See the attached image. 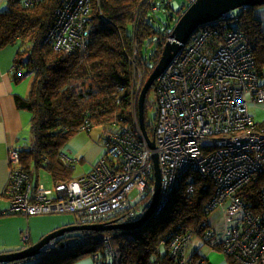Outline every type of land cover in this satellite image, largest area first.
<instances>
[{"label":"built area","instance_id":"2783aa9c","mask_svg":"<svg viewBox=\"0 0 264 264\" xmlns=\"http://www.w3.org/2000/svg\"><path fill=\"white\" fill-rule=\"evenodd\" d=\"M41 1L24 3L33 6ZM194 1L187 0L189 4ZM91 10L92 0H64L56 10L55 23L44 43L66 53L87 50ZM150 10L154 13L159 7L153 4ZM231 12L200 26L157 78L154 149L146 140L135 108L136 130L124 127L118 132L105 131L107 152L94 168L49 188L43 183L34 184L22 168L18 147L10 146V173L4 189L10 196V205L0 210V216L72 212L79 225L130 220L136 204L148 200L150 205L152 201L156 153L162 189L155 213L164 211L186 175L191 174L190 180L194 175L204 176L215 187L205 207V241L236 264H264V185L259 203L250 201L249 206L241 194L253 180L260 176L264 179V121L254 120L249 111L250 101L264 102V80L257 71L250 40L236 24L241 11ZM147 16L150 14L145 19ZM100 18L108 21L104 14ZM220 22L222 28L217 26ZM130 59L137 77L136 105L148 70L142 60L138 62L137 48ZM14 68L18 74L24 72L18 64ZM218 209L219 215L212 218ZM196 232L188 228L162 241L178 263L206 261L188 253ZM22 239L29 241L28 231ZM84 239L83 232L68 234L63 247L80 246ZM104 240L109 255L114 256L109 237Z\"/></svg>","mask_w":264,"mask_h":264},{"label":"trees","instance_id":"16d2710c","mask_svg":"<svg viewBox=\"0 0 264 264\" xmlns=\"http://www.w3.org/2000/svg\"><path fill=\"white\" fill-rule=\"evenodd\" d=\"M8 1V9L0 12V49L20 44L16 64L25 72L18 74L15 70V74L18 78L33 74L29 95L17 96L18 106L32 113V144L18 147L20 163L30 177H33V170L43 167L50 173V182L54 185L72 181L78 177L75 175L77 160L63 155L61 149L74 134L81 130L91 131L94 127L103 130L102 136L105 131L118 132L124 127L136 130L135 108L139 116V104L134 103L137 77L130 56L137 48L138 62L142 60L147 72L152 71L170 35L168 30L160 32L153 25L157 11L152 13L150 5L156 4L165 12L175 10L179 17L186 6L176 8L174 0H92L87 50L66 53L44 43V37L55 23L56 10L64 0H43L33 6H26L24 0ZM257 7L240 8L231 13L241 11L236 24L247 34L257 71L263 77L264 29L255 14ZM101 14L108 21L102 20ZM146 14H150L147 19ZM170 18L175 23L178 20L174 16ZM217 26L222 28L223 23ZM152 44H155L154 50L145 51ZM156 87L157 81L149 92H156ZM147 107L145 100L146 129L153 138L154 123H147ZM102 138L108 139L107 136ZM190 175L185 176L188 177L183 185L186 192L173 201L172 197L164 211L155 213L141 228L84 231L85 241L80 246L59 249L58 245L48 244L33 258L32 264H72L88 252L98 254L97 257L93 255L94 264H180L170 256L162 241L188 228L202 233L208 226L205 207L215 192L212 180L200 175L190 180ZM34 180L36 184L45 183L39 177ZM263 185L264 179L260 176L242 190L249 206L250 201L259 203ZM190 186L193 188L188 191ZM144 202L146 206L135 205V215L130 220L117 219L111 223L139 219L149 207L148 200ZM106 236L114 256L106 249ZM58 243L61 245L60 240ZM75 249L76 253L71 254ZM193 256L202 257L197 253ZM227 259L229 264H236L232 258ZM202 264L210 263L206 260Z\"/></svg>","mask_w":264,"mask_h":264},{"label":"crops","instance_id":"0c3cea01","mask_svg":"<svg viewBox=\"0 0 264 264\" xmlns=\"http://www.w3.org/2000/svg\"><path fill=\"white\" fill-rule=\"evenodd\" d=\"M4 7L5 4L0 0V12L3 11ZM19 48L20 44H9L0 49V210H5L10 205V196L4 192L10 173L8 161L9 147H20L21 141L24 138L23 133L31 126L32 113L28 109L20 108L17 104V96L26 97L30 92H28L26 87L27 80L25 77L27 74L22 78H18L15 74L14 67ZM100 148L102 149L98 150L96 159L105 155V149H103V147ZM94 158L91 159V161H93L92 163H94ZM83 174L85 173H81L77 176L79 177ZM31 178L34 184H36L34 180L36 178L34 176ZM44 184L49 188L53 187L49 185L50 183L48 182ZM4 216L5 217L0 218V228L2 227L8 233H10L13 228L17 236L23 235L24 232L28 231L30 235L29 242L31 244L38 242L48 232L65 226V222H62L54 215H26L27 218L23 217V214H10ZM4 251L10 252L13 251V248H6ZM218 253H213L205 258L210 264H229L228 259L220 255L221 253ZM93 260L85 256L72 264H93ZM28 263V261H16L1 264Z\"/></svg>","mask_w":264,"mask_h":264},{"label":"water","instance_id":"95a60500","mask_svg":"<svg viewBox=\"0 0 264 264\" xmlns=\"http://www.w3.org/2000/svg\"><path fill=\"white\" fill-rule=\"evenodd\" d=\"M264 5V0H195L182 13L175 23L174 28L170 31L169 38L164 46L162 56L151 74L145 81L139 97V121L148 141L149 146L154 149V140L149 136L145 124V100L150 88L154 85L157 78L171 64L174 57L183 49L189 38L202 25L213 21L220 20L230 11L245 8L250 6ZM154 170H155V191L152 201L144 212V214L135 221L129 222H109L97 224H73L58 228L45 235L38 242L31 244L28 247L0 254V263H9L16 261H31L35 256L39 255L43 247L50 244L54 239L60 238L67 233L77 231H107L112 229H120L134 231L145 225L155 214L159 205L161 189H162V174L158 155H153Z\"/></svg>","mask_w":264,"mask_h":264},{"label":"rangeland","instance_id":"374dc122","mask_svg":"<svg viewBox=\"0 0 264 264\" xmlns=\"http://www.w3.org/2000/svg\"><path fill=\"white\" fill-rule=\"evenodd\" d=\"M2 3L5 4V7L3 8V11L7 10L9 7V1L8 0H2ZM173 5L179 7V6H186L185 10L187 7L190 5L186 2V0H174ZM2 11V12H3ZM238 11V10H237ZM256 16L261 19L262 21V27L264 29V5L258 6L256 8ZM170 16H174L177 20L179 18V14L173 10L170 12H165L164 10H159L156 12L155 17L156 21L153 23L155 28L159 30L160 32H165V31H171L174 26L175 22H173L170 18ZM157 39V38H156ZM155 39V40H156ZM155 44H152L150 47L145 49L147 52H152L154 50ZM264 69V67H263ZM153 71V70H152ZM148 72V75L151 74V72ZM25 72V70H24ZM27 80V90L28 92L31 89V84L33 81V74L29 73L25 77ZM147 79V78H146ZM262 80H264V70H263V77ZM147 123L153 124L155 123V118H157L158 114V107H157V94L154 91H150L147 96ZM249 111L251 116L254 118V120L262 122L264 121V102H254L250 101L249 102ZM102 129L100 127H94L91 131L88 130H81L80 132H77L74 134L69 140L63 143L61 151L63 152V155H67L68 157L72 159H76L77 161L75 162V175H79L81 173H86L92 170L96 164L101 158L96 159V154L98 153V150L102 149L100 147H103L105 149V153L107 152V146L103 144L104 139L102 138ZM23 140L21 141L20 146L23 148L29 147L32 144V134H31V126L28 128L27 131L23 133ZM103 141V142H102ZM95 157V158H94ZM94 158V163L91 161V159ZM98 160V161H97ZM33 176L39 177L42 182H48L50 183L49 185L54 186V183L50 182L51 181V176L50 173L43 167H41L39 170H33ZM188 177H184L183 183L176 188L175 194L173 195L172 201L176 198L177 195L186 192L185 188L183 185H185ZM187 186V184H186ZM146 202L141 203V206H146ZM220 209L216 210L212 214V218H215L219 215ZM41 215H54L57 218H59L62 222H65V226L77 224L78 220L75 216L74 213L72 212H63V213H52V214H38L36 216H41ZM5 217V216H0ZM23 217H26L24 215ZM208 219V218H207ZM10 233L6 232L2 227L0 228V254L1 253H6L7 251L6 248H13V251L19 250L25 247H28L31 245L30 242L26 243L22 240V235L17 236L15 229H11ZM54 231V230H53ZM52 232V231H50ZM48 232V233H50ZM84 232V231H83ZM47 233V234H48ZM46 234V235H47ZM101 236V235H100ZM20 237V238H19ZM59 239H54L49 245H58L57 247L60 249L59 245ZM10 244V245H8ZM56 248V249H58ZM90 247H86V249H89ZM76 250H71V254H75ZM189 254H199L202 257H208L213 253H218L215 249H213L208 242L205 241L202 233L196 232L190 242L189 249H188ZM95 253L88 252L85 254L86 257H90L92 260L94 259L93 255ZM220 254V253H218ZM221 255V254H220ZM83 256L82 258H84ZM223 256V255H222ZM224 257V256H223ZM227 260V259H226ZM28 264L33 263V259L31 261H28ZM94 262V260H93ZM1 264V263H0ZM94 264V263H93Z\"/></svg>","mask_w":264,"mask_h":264},{"label":"clouds","instance_id":"9594fccd","mask_svg":"<svg viewBox=\"0 0 264 264\" xmlns=\"http://www.w3.org/2000/svg\"><path fill=\"white\" fill-rule=\"evenodd\" d=\"M1 216H4V215H1ZM77 232H80V231H77ZM83 232V231H82ZM71 233H74V232H71ZM71 233H67V234H65L64 236H63V238L60 240L61 241V248H63V240H64V238L68 235V234H71ZM30 240V239H29ZM25 242V241H24ZM29 241H27L26 243H28ZM16 251V250H15ZM205 258V257H204ZM206 259V258H205ZM21 262H22V260H21Z\"/></svg>","mask_w":264,"mask_h":264}]
</instances>
